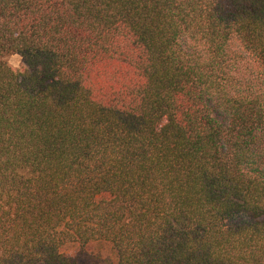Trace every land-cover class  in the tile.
Segmentation results:
<instances>
[{
	"label": "trees",
	"instance_id": "trees-1",
	"mask_svg": "<svg viewBox=\"0 0 264 264\" xmlns=\"http://www.w3.org/2000/svg\"><path fill=\"white\" fill-rule=\"evenodd\" d=\"M0 264H264V0H0Z\"/></svg>",
	"mask_w": 264,
	"mask_h": 264
},
{
	"label": "rangeland",
	"instance_id": "rangeland-1",
	"mask_svg": "<svg viewBox=\"0 0 264 264\" xmlns=\"http://www.w3.org/2000/svg\"><path fill=\"white\" fill-rule=\"evenodd\" d=\"M5 61L14 68H19L22 65L21 57L18 54H7L4 57Z\"/></svg>",
	"mask_w": 264,
	"mask_h": 264
}]
</instances>
